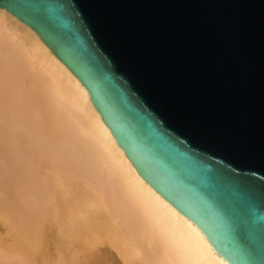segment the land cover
<instances>
[{
    "label": "water",
    "instance_id": "water-1",
    "mask_svg": "<svg viewBox=\"0 0 264 264\" xmlns=\"http://www.w3.org/2000/svg\"><path fill=\"white\" fill-rule=\"evenodd\" d=\"M80 79L138 172L231 264H264V0H0Z\"/></svg>",
    "mask_w": 264,
    "mask_h": 264
},
{
    "label": "bare ground",
    "instance_id": "bare-ground-1",
    "mask_svg": "<svg viewBox=\"0 0 264 264\" xmlns=\"http://www.w3.org/2000/svg\"><path fill=\"white\" fill-rule=\"evenodd\" d=\"M1 58L10 61V67L8 66L10 74L13 71L20 77H25L26 74L31 75L29 79L35 82L36 88H39L37 97L45 98L44 113L50 115L51 120L47 122L48 125L43 124L38 118L36 120L30 118L33 112L28 109L23 111L21 88L0 91V105L5 103L0 110V153L6 155L4 157L6 161L10 160L7 155L10 146L7 137L12 131L3 129L2 125L8 119L7 114L20 106L21 111L17 117L19 131H22L23 127H35L36 134L48 130L49 134L42 138L41 144L50 142L48 156L54 162L53 169H61L65 165L63 157L67 153H74L83 165H89L87 175L95 179L94 183H99V185L109 183L107 192L104 188L99 190L100 194L96 195L98 199L85 194L78 195L71 185L61 184L62 182L59 184L61 181L59 176L53 177V181H48L49 184L46 187L37 186L38 191L42 187H45V191L39 192L38 203L35 201L38 205L29 204L27 210L37 212L34 216L38 214L36 221L34 219L32 221L39 223L38 228L46 222L50 212L54 214V217L59 218V227L65 228L64 234L58 233L60 238L56 236L59 242L58 247L61 246L58 251L59 264H83L81 261L84 257H81V252L91 248L101 253L102 246L105 250L109 249H107L108 246L116 250L124 264H231L218 253L195 221L183 214L142 177L124 149L117 143L80 79L51 51L29 25L0 7ZM3 82L0 80V86ZM39 112L37 110L35 114L38 115ZM55 123H68V126L53 130ZM69 134H74L72 140L68 142L61 140V137ZM22 142L23 137L16 141V146L20 149ZM38 151L36 142L32 140L29 153L34 155ZM24 167L27 169L28 166ZM28 169H31L30 164ZM32 180L33 177L30 184L29 182L27 184L28 188L31 185L34 189L36 186L33 184L37 180ZM96 186L97 184L95 188ZM37 189L34 191L37 192ZM95 191L98 192L96 189ZM108 191L113 195L110 202L102 197L104 192L107 194ZM30 194L35 197L37 193L33 194L31 190ZM48 199L53 202L44 204ZM35 202L33 204H36ZM123 205H128V207L121 211L122 215L113 211V208L115 210V207ZM0 206V221H3L4 226L6 225L4 223L11 221L10 219L18 213L15 210L16 207L9 208L3 204ZM34 207L38 211H35ZM106 212H111V220ZM131 214L136 215L132 221L127 219ZM18 217L15 219L13 217V222H21L18 225L22 224V227L19 228L17 223L13 224L18 226L17 229L13 228L14 237L15 234L23 237L25 232L20 213ZM29 226L27 229L29 228L30 231ZM25 231L27 233L28 230L25 229ZM29 231L27 235L31 236ZM34 232L32 229V237H29L30 240L25 241L24 244L23 240L15 244L14 250H17L15 257L0 250V261L3 259L6 261L5 257H7V261H10L8 264L31 262L30 259L35 253L37 254L40 248L35 235L38 233ZM23 245L27 249L26 255L23 253ZM63 246L65 248L62 249Z\"/></svg>",
    "mask_w": 264,
    "mask_h": 264
},
{
    "label": "rangeland",
    "instance_id": "rangeland-1",
    "mask_svg": "<svg viewBox=\"0 0 264 264\" xmlns=\"http://www.w3.org/2000/svg\"><path fill=\"white\" fill-rule=\"evenodd\" d=\"M8 66L10 67V61L9 60L6 61V60H3V58H1L0 59V80L4 82L1 84L2 87L0 86V91L7 90V89L18 90L21 88V90L23 91V100L21 101V104H23V111L24 109H28L29 111L33 112V114H31L32 117L30 116L32 120H36V118H38V120L41 121L43 124L48 125L47 122H49L50 120V115H47L46 113H44L45 110H43L45 109L44 108L45 103H46L45 98L37 97V90L39 88L38 87L36 88L37 85H35V82L29 79L31 75L26 74L25 77H20L13 71H11V74H12L11 75L10 69ZM4 104L5 103H2L0 105V110L3 108ZM20 108H21L20 106L16 107L15 110H13V112H11L10 114H7L8 119L6 120L4 125H2L3 129L5 130L9 129L10 131H12V133L9 137H7V141L10 144L7 155L9 156L10 160L6 161V159L4 158L6 155L4 153H0V204H3L5 207H9V208L16 207L18 209V210L15 209L18 213L17 214L15 212L17 216L14 215L13 217L14 219L16 217L19 218L18 216L20 213V218L23 222V230L25 233L23 234L24 238L19 237L16 234L14 237L15 230L13 228L17 229V227L19 226L18 224L21 222L19 223H17V221L13 222L14 219H12L13 217L11 218V216H10L11 218L10 220L13 223L9 221L8 222L9 224L4 223L6 225L3 226V221H0L1 222L0 224V233H1L0 234V247L1 249L0 250L6 251V253L8 252L10 255H12L11 257H13V255L15 257L16 256L15 253H17V250L16 249L14 250L15 244L18 242H21L22 240L24 244L25 241L30 240L29 237H32L33 233L31 232L33 229V232L36 230L35 232L38 233V235H40L38 236L37 234H35L36 238L38 239V242L40 243L39 245L40 248L37 251V254L35 253L32 259H30L31 262L29 261L23 264H59V259H58L59 252L58 251H59V248H61V246L58 247L59 242L57 241L58 239L56 238L57 237L60 238L59 234L62 235L65 233L66 231L65 228L61 229L59 227V223H60L59 218L54 217V214L52 212L48 214V219L46 220V222H43L44 224L41 226V228H38L40 227V225L39 226L37 225L39 223H34V221H32L33 219L36 221V217H38V214L36 217L34 216L36 215L37 212L33 213V210H31L32 211L31 212L29 211V209L27 210V207L30 206L29 204H32L33 206L38 205L37 203H38L39 192L41 191L40 193H43L45 191V187L48 186L49 184L48 181H53L52 180L53 177H56V176H59L61 178V181H59V184L62 182L61 184L71 185L73 188H75V192H77L78 195L85 194L89 197L92 196V198L94 199H98V196L96 195L100 194V191H99L100 189L104 188L107 192L109 183L107 182L102 185H99V183H94L95 179L93 180V178L87 175L88 170H89V165L88 164L83 165L80 159L77 158L74 153H69V154L67 153L63 157L62 160L65 165L62 166L61 169H58V170L53 169L52 167L54 165V162L48 156L49 154L48 148H50V142L41 144L42 138H44L45 136L49 134L48 130L43 131L41 134H36L35 127L34 128H29V127L24 128L23 127V130L19 131L17 117L21 111ZM37 110L40 111L38 115L35 114V111ZM67 126H68V123L56 124V126H53V130H57L58 128H64ZM51 131H52V128H51ZM21 137H23V142H22V148L20 149L19 146L18 147L16 146V141L17 139ZM73 137H74V134H69V135H65L61 137V140L64 142H68L72 140ZM32 140L36 142L37 148L39 150L34 155L29 153V151L31 150ZM29 164L31 165L30 170L28 169ZM24 166L26 167L28 166L27 167L28 171H26L27 169ZM23 170H25L26 172H24ZM32 177H33V180L35 181L37 180L36 182H34V184L35 183L36 184L35 185L33 184V186H36V188H34L35 191L38 185L45 186L44 188L43 187L40 188V191H38L39 189L38 188L37 192H35L32 186L30 185L29 188L32 190L33 194L37 193L35 197L34 195L30 194L31 190L28 188L29 185L27 184L28 182L30 184L31 182L30 180ZM96 184L97 186L95 188ZM95 189L98 190V192H96ZM102 197L109 202L113 199V195L112 193H109V191L107 194L104 192ZM34 198H36V200ZM99 199H101V197H99ZM33 200L34 202L36 201L37 203L35 202L36 204H33L34 203ZM52 202L53 200L48 199L47 202L44 204H48ZM127 207L128 205L115 207V210L113 208V211H115L116 214L122 215L121 211H124ZM36 210L37 208L35 209V211ZM110 213L111 212H106V214L109 216V219L111 220ZM21 215L23 218L21 217ZM135 217H136L135 214H131L128 216L127 219L132 221L134 220ZM120 218L121 220H123L122 216H120ZM39 221H42V220H39ZM16 223L18 226L13 225ZM31 223H32V226H31ZM34 224H36V226H33ZM21 225L22 224H20V226ZM28 226L30 227L31 232L29 231V228L27 229ZM25 229L29 231L30 235L31 234L32 235L28 236L29 235V234L27 235L28 231L26 233ZM56 232H57V235H56ZM25 234L28 236L29 239H27ZM9 237L11 238V240ZM23 246H24L23 253L25 254L27 252V249L25 248V245ZM63 248L65 247L63 246L62 249ZM107 249L108 250H105V248H103L102 246V248L100 249L102 253L101 255V253H99L98 250H91V248H87L83 252L80 253L81 257H84V259L81 262L83 264L85 263L88 264L90 262L89 260H91L89 264H95V263L99 264L98 262H100V264H124L122 259L120 258V255L117 253L116 250L112 249L110 246H108ZM86 252L87 254H85ZM98 253L99 255H97ZM24 254H23V257H24ZM5 258H6V261H4L3 259V261H0V264H6V263L8 264V262L10 263L9 260L7 261V257Z\"/></svg>",
    "mask_w": 264,
    "mask_h": 264
}]
</instances>
